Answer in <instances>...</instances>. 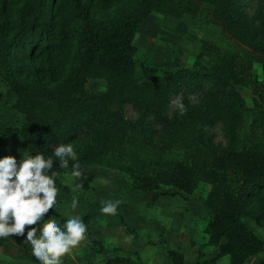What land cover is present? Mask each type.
<instances>
[{"label": "trees", "instance_id": "trees-1", "mask_svg": "<svg viewBox=\"0 0 264 264\" xmlns=\"http://www.w3.org/2000/svg\"><path fill=\"white\" fill-rule=\"evenodd\" d=\"M203 2L210 21L252 56L229 55L202 42L191 68L160 75L138 59L133 45L138 26L153 11L171 12L174 4L197 11L201 0H0V81L10 87L14 109L23 115L22 125L7 128L5 135L22 137L28 154L42 152L45 159H54L57 146H72L80 167L114 169L143 194L174 189L154 195L153 202L208 185L209 220L202 243L216 253L198 255L195 264H219L225 257L228 264H245L264 251V239L244 223L248 217L264 227V144L219 149L206 142L204 130L221 122L234 141L246 110L239 86H249L255 105H264V13L250 17L238 0ZM254 63L261 66L260 79L253 76ZM95 79L104 80V88L90 91L88 82ZM204 86L203 107L170 114L174 95ZM3 97L0 91V103ZM126 106L135 110L136 119L125 117ZM196 144L203 148L193 154ZM72 163L69 158V167ZM53 171L58 189L64 172ZM12 236L0 238V246H14L19 258L36 263L25 237ZM166 253L171 264H184L181 251ZM102 264L144 263L128 252Z\"/></svg>", "mask_w": 264, "mask_h": 264}, {"label": "rangeland", "instance_id": "rangeland-1", "mask_svg": "<svg viewBox=\"0 0 264 264\" xmlns=\"http://www.w3.org/2000/svg\"><path fill=\"white\" fill-rule=\"evenodd\" d=\"M238 2L250 17L264 13V0H238ZM172 7L171 12H151L138 26L133 38L138 59L147 61L155 67L158 74L167 75L178 69L191 68L196 62L202 42L229 55L252 56L240 41L210 21V17L206 16L207 10L203 0L200 6L198 5L197 11L192 6L187 9L181 4H174ZM98 8L94 6V11L92 10L95 16L101 13ZM203 62L206 65L211 64L206 57L203 58ZM252 70L255 78L262 77L259 63H254ZM103 88L104 80L95 79L88 82L90 91ZM207 90L206 86L199 91L191 89L190 92L174 95L172 101L182 99L186 109L191 107L199 109L207 100ZM0 91L4 95L0 103V156L12 154L19 159L23 153L28 154L27 143L20 136L5 135V130L19 128L23 122V115L14 109L16 99L14 93L1 81ZM238 92L244 99L246 110L240 115L234 141L221 122H216L204 130L206 142L215 148L225 149L233 144L239 149L243 145L264 144V105L261 107L255 105L256 95L249 86H239ZM190 97L194 98L195 102H192ZM177 110L176 105L171 103L170 114ZM124 115L130 120L137 117L131 106L125 107ZM191 131L192 129L189 138L194 137ZM161 135L158 133L157 137ZM194 146L193 154L203 148L201 144ZM186 150L190 152L189 148ZM70 170L71 167L68 170L69 175ZM81 170L86 177H81L77 181L81 183V187L78 188H74L78 178H72L65 183L64 173L59 176L57 206L49 213V216L56 214L59 219L66 218V214L71 212L80 214L84 221L87 218L86 239L79 245L81 254L87 251V243L93 240L96 241L93 246L95 251L99 248L107 250L101 253L99 259L115 254L136 252L144 264H170L166 253L168 249L181 251L184 254V264L197 263L200 254L210 257L216 253L214 246L202 243L206 238L204 228L209 220V213L204 205L208 185L200 183L190 195L176 192L174 195L160 196L156 202H153L154 195L160 192H173L174 189L163 187L159 191L143 194L132 190L128 178L114 169L85 165ZM101 177L105 178L106 182H102ZM73 195L79 200L75 210L69 207ZM108 199L122 201L115 214H105L99 210L101 202ZM122 220L129 231L125 229ZM244 223L264 239V228L255 225L248 217L244 218ZM4 246H9L4 249L5 256H10L8 253L11 254L12 251L17 252L14 246ZM29 250L27 246V251ZM16 256L17 260L34 263ZM103 260L100 259L98 263ZM3 263L10 264L9 261ZM219 264H228V258H221ZM245 264H264V251Z\"/></svg>", "mask_w": 264, "mask_h": 264}, {"label": "clouds", "instance_id": "clouds-1", "mask_svg": "<svg viewBox=\"0 0 264 264\" xmlns=\"http://www.w3.org/2000/svg\"><path fill=\"white\" fill-rule=\"evenodd\" d=\"M190 100L195 102L192 97ZM171 103L181 114L187 110L182 99ZM52 155L54 159H45L42 152L23 153L19 159L12 154L0 156V238L12 234L25 237L23 244L29 246L36 264H62L63 256L86 239L88 231V225L78 213H68L62 221L56 214L49 216L57 206L58 197L54 167L64 172L65 183L78 178L74 188L81 187L77 181L86 177L74 147L57 146ZM69 158L73 161L70 175ZM100 179L106 182L105 178ZM121 203L120 199L104 200L99 210L115 214ZM78 205V197L73 195L69 207L75 210ZM26 229L30 230L26 232Z\"/></svg>", "mask_w": 264, "mask_h": 264}, {"label": "crops", "instance_id": "crops-1", "mask_svg": "<svg viewBox=\"0 0 264 264\" xmlns=\"http://www.w3.org/2000/svg\"><path fill=\"white\" fill-rule=\"evenodd\" d=\"M61 219H64V218H61ZM261 228H264V227H261ZM93 241L92 242L90 241L89 243H87V245H86L87 251L84 254H81L79 251L80 243H79V245L73 247L69 253H66L63 256L62 264H102V261L99 263H98V261L100 259L101 260L105 259V257H102L99 259L101 254L96 253L92 249L93 248ZM6 247H9V246H0V264H4L3 261H9L10 264H34V263H28L27 261H24V260H17L15 258V255H16L15 251L10 252L11 254L8 253V255H10V256H5L4 249H6ZM29 252H30V250H29ZM260 254L254 256V257H257ZM115 255H118V254H115ZM113 256H109V257H113ZM254 257H252V258H254ZM167 258H168V256H167ZM168 261H169V258H168ZM169 263H170V261H169Z\"/></svg>", "mask_w": 264, "mask_h": 264}]
</instances>
